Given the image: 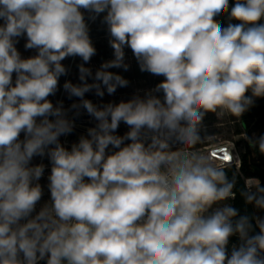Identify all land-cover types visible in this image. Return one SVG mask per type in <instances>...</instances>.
<instances>
[{"label":"clouds","instance_id":"1","mask_svg":"<svg viewBox=\"0 0 264 264\" xmlns=\"http://www.w3.org/2000/svg\"><path fill=\"white\" fill-rule=\"evenodd\" d=\"M101 14L113 58L93 74ZM126 49L163 79L118 103L85 98L128 86L109 71L129 69ZM75 57L66 108L50 97ZM262 98L264 0H0V264H264V182L244 178L255 211L241 215L239 157L205 124ZM82 112L95 125L66 147ZM243 139L264 156V133Z\"/></svg>","mask_w":264,"mask_h":264},{"label":"trees","instance_id":"2","mask_svg":"<svg viewBox=\"0 0 264 264\" xmlns=\"http://www.w3.org/2000/svg\"><path fill=\"white\" fill-rule=\"evenodd\" d=\"M102 15L101 17H98L95 21L89 20V28H90V36L93 41V44L97 50L96 55L91 58V61L86 64V67H90L93 71V74L95 71L100 67L101 63L104 61L110 60L113 58V51L108 43V34L106 31V26L102 23ZM87 17V16H86ZM24 43L25 40L21 39L19 43L17 44L18 50L21 52V54L25 57L33 55L34 52L31 50L26 51L24 49ZM82 61L79 57L75 58H67L62 63L65 64V66L69 69L68 74L66 76L61 77L59 82V90L57 91L55 96L50 97V99L53 101V103H56L57 101H63L64 106L67 108L69 107L74 101L77 100V98L69 99L65 91L63 90V83L65 80H70L73 83H79V72H78V65ZM126 62L129 64V69L127 71H124L123 69H109V71L117 72L118 74L124 76L125 79L129 81V84L127 87L118 88L117 91L112 94L108 95L105 92L104 97L100 98L97 97L94 92L86 93L85 98L92 100L94 103L97 104H103L108 102H116L118 103L121 100H128V87L132 83L136 82H145L150 87H155L157 83H159L163 77L153 76L147 72H141L139 70L138 64L133 57L131 50L126 49ZM92 80L89 78V83H91ZM255 108H262L264 109V98L257 99L255 101L254 106L248 111L242 118L241 126L243 133L246 131L249 134H252L256 130V127L251 125L250 117H251V110ZM71 116L72 113H69ZM80 116H88L85 112H82ZM76 118V117H75ZM215 123L214 116L206 117L205 118V124L206 126L213 125ZM128 130L127 126L123 123H121L118 134L123 135ZM212 134V133H209ZM235 170L241 175V179L239 180L237 184V195L234 200L229 201L234 207H236L240 214H251L255 210L253 206L246 205L244 203V200L239 195V190L244 187V178H251V177H258L261 179L262 182H264V156H259L258 154L253 153V149H251L247 143L246 140L242 143V146L240 148L239 153V168ZM264 215V213H262ZM256 232H258V229H256ZM236 238H233V242H235ZM44 264V262L42 261Z\"/></svg>","mask_w":264,"mask_h":264},{"label":"rangeland","instance_id":"3","mask_svg":"<svg viewBox=\"0 0 264 264\" xmlns=\"http://www.w3.org/2000/svg\"><path fill=\"white\" fill-rule=\"evenodd\" d=\"M87 16V13L85 14ZM153 87H150L145 82H136L132 83L128 87V97L129 99L137 93L138 91L142 95L145 90L151 89ZM214 116L215 123L213 125L207 126L208 133H212L215 135L216 139L219 141V143H227L231 146H234L235 154L238 155L240 153V148L242 146V143L244 142L243 139V130L241 126V122L233 123L228 118L223 119H217V117L213 114H208L206 117ZM251 125L256 127V130L254 131L257 134L264 133V109L262 108H255L251 110V117H250ZM75 128L72 134L68 136L61 137L62 143L66 147H70L72 143L76 142L80 135L86 134V130L88 127H92L95 125V121L93 119H87L85 122H75ZM253 133V132H252ZM43 162L45 165H48L47 158H44L43 160L40 157H36L33 160L34 164H38ZM50 171V166L46 167L45 175L41 179L40 183L44 187V196L41 201H46L49 198V193L47 189V175Z\"/></svg>","mask_w":264,"mask_h":264},{"label":"built area","instance_id":"4","mask_svg":"<svg viewBox=\"0 0 264 264\" xmlns=\"http://www.w3.org/2000/svg\"><path fill=\"white\" fill-rule=\"evenodd\" d=\"M222 146H224L226 149L227 148H231L233 146L227 144V143H220ZM235 168L238 169L239 168V158L236 160L235 162ZM40 264H43L42 261L40 262Z\"/></svg>","mask_w":264,"mask_h":264},{"label":"water","instance_id":"5","mask_svg":"<svg viewBox=\"0 0 264 264\" xmlns=\"http://www.w3.org/2000/svg\"><path fill=\"white\" fill-rule=\"evenodd\" d=\"M87 119H92V118L89 116H79V117L75 118V122L81 123V122H85V120H87Z\"/></svg>","mask_w":264,"mask_h":264}]
</instances>
